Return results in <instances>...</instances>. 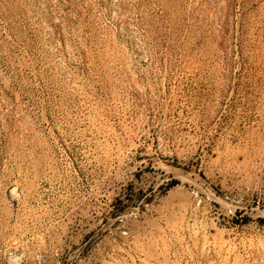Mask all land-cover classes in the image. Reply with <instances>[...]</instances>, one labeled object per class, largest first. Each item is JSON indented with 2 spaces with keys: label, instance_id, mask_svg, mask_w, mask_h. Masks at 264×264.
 I'll return each mask as SVG.
<instances>
[{
  "label": "rangeland",
  "instance_id": "1",
  "mask_svg": "<svg viewBox=\"0 0 264 264\" xmlns=\"http://www.w3.org/2000/svg\"><path fill=\"white\" fill-rule=\"evenodd\" d=\"M12 261L264 264V0H0Z\"/></svg>",
  "mask_w": 264,
  "mask_h": 264
},
{
  "label": "bare ground",
  "instance_id": "2",
  "mask_svg": "<svg viewBox=\"0 0 264 264\" xmlns=\"http://www.w3.org/2000/svg\"><path fill=\"white\" fill-rule=\"evenodd\" d=\"M16 260H18V259H16ZM14 263L16 264V261H14ZM12 264H13V261H12Z\"/></svg>",
  "mask_w": 264,
  "mask_h": 264
}]
</instances>
